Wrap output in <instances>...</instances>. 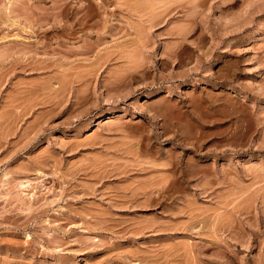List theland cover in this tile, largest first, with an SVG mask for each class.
<instances>
[{
	"label": "rangeland",
	"instance_id": "374dc122",
	"mask_svg": "<svg viewBox=\"0 0 264 264\" xmlns=\"http://www.w3.org/2000/svg\"><path fill=\"white\" fill-rule=\"evenodd\" d=\"M0 264H264V0H0Z\"/></svg>",
	"mask_w": 264,
	"mask_h": 264
},
{
	"label": "bare ground",
	"instance_id": "6f19581e",
	"mask_svg": "<svg viewBox=\"0 0 264 264\" xmlns=\"http://www.w3.org/2000/svg\"><path fill=\"white\" fill-rule=\"evenodd\" d=\"M143 260V259H142Z\"/></svg>",
	"mask_w": 264,
	"mask_h": 264
}]
</instances>
